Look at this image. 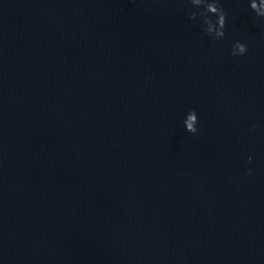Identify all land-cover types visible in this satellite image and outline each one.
I'll use <instances>...</instances> for the list:
<instances>
[{
	"label": "water",
	"instance_id": "95a60500",
	"mask_svg": "<svg viewBox=\"0 0 264 264\" xmlns=\"http://www.w3.org/2000/svg\"><path fill=\"white\" fill-rule=\"evenodd\" d=\"M220 2L212 41L184 0H0V264H264V20Z\"/></svg>",
	"mask_w": 264,
	"mask_h": 264
},
{
	"label": "clouds",
	"instance_id": "9594fccd",
	"mask_svg": "<svg viewBox=\"0 0 264 264\" xmlns=\"http://www.w3.org/2000/svg\"><path fill=\"white\" fill-rule=\"evenodd\" d=\"M187 16L189 20L199 21L200 31L204 36L212 41L223 40L226 28V13L220 0H184ZM247 7L254 13L255 17L264 20V0H247ZM248 45L241 40H234L231 43L228 55L240 57L246 54ZM181 124L185 132L196 134L199 131L198 112L195 108L186 110L181 118ZM258 127L253 123L250 131H255ZM252 160V156L246 158ZM251 168L245 169V173H250Z\"/></svg>",
	"mask_w": 264,
	"mask_h": 264
}]
</instances>
